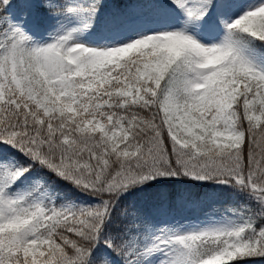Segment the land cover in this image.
<instances>
[{
    "label": "snow or ice",
    "instance_id": "1",
    "mask_svg": "<svg viewBox=\"0 0 264 264\" xmlns=\"http://www.w3.org/2000/svg\"><path fill=\"white\" fill-rule=\"evenodd\" d=\"M134 4L0 0V264L264 259V0ZM179 178L243 202L117 213Z\"/></svg>",
    "mask_w": 264,
    "mask_h": 264
},
{
    "label": "trees",
    "instance_id": "2",
    "mask_svg": "<svg viewBox=\"0 0 264 264\" xmlns=\"http://www.w3.org/2000/svg\"><path fill=\"white\" fill-rule=\"evenodd\" d=\"M18 2L19 0H13V3ZM104 3H106L108 7L112 6L115 10H117V6L121 8L125 7V0H109V2ZM128 7L129 10H136L134 0H128ZM16 11L18 12L19 9L17 8ZM57 187L63 192L72 191L60 182H57ZM209 196L216 198L217 202L212 203L209 200H205V198ZM186 201H196L197 205L195 209H190L188 212L183 213L182 209ZM242 202L243 197L229 190L214 189L212 186L199 187L187 178H179L158 182L141 191L132 192L120 201L117 213H123L125 210L129 212L135 210L141 215L147 216L150 210L160 211L161 207H171L178 216V219L183 217L193 218L195 215H200L208 211L222 212L226 206H239ZM163 208H161V210ZM250 259H252L255 264H261L264 260L262 258Z\"/></svg>",
    "mask_w": 264,
    "mask_h": 264
},
{
    "label": "rangeland",
    "instance_id": "3",
    "mask_svg": "<svg viewBox=\"0 0 264 264\" xmlns=\"http://www.w3.org/2000/svg\"><path fill=\"white\" fill-rule=\"evenodd\" d=\"M103 2H109V0H103ZM240 3H247L248 0H239ZM107 11H116L115 9L112 8V6H109ZM205 200H209L210 202L212 203H216L217 202V199L216 198H213L211 196L205 198ZM196 205H197V202L196 201H186V203H184V206H183V213L184 212H188L190 209H195L196 208ZM163 208V207H161ZM160 208V211L158 210H150V215H149V212L147 214V216L151 217V218H154L156 219L157 221H164V222H169V223H173V222H179V223H194L196 221H199V220H204L206 216H212V215H219L221 214L222 212L219 211V212H205V213H202V214H198V215H195L193 216V218H187V217H183L181 219H178L175 211L173 209H171V207H164L162 210ZM169 209V210H168ZM261 264H264V260L261 262Z\"/></svg>",
    "mask_w": 264,
    "mask_h": 264
}]
</instances>
